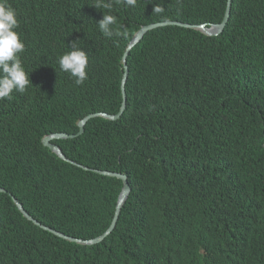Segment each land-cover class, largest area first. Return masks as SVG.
Returning a JSON list of instances; mask_svg holds the SVG:
<instances>
[{
    "label": "trees",
    "instance_id": "trees-1",
    "mask_svg": "<svg viewBox=\"0 0 264 264\" xmlns=\"http://www.w3.org/2000/svg\"><path fill=\"white\" fill-rule=\"evenodd\" d=\"M8 3L32 86L0 100V187L42 223L95 238L112 223L123 181L64 161L43 138L77 133L90 113L120 111L124 54L144 25L221 23L229 0H113L111 10L94 0ZM104 12L126 36L103 35ZM74 42L89 58L83 85L57 63ZM127 64L122 117L92 118L82 135L57 141L81 164L129 175L116 229L96 245L72 242L0 193V264H264V0H232L219 35L175 24L150 30ZM182 129L196 134L179 137ZM165 155L201 162L179 177L188 159Z\"/></svg>",
    "mask_w": 264,
    "mask_h": 264
},
{
    "label": "clouds",
    "instance_id": "clouds-1",
    "mask_svg": "<svg viewBox=\"0 0 264 264\" xmlns=\"http://www.w3.org/2000/svg\"><path fill=\"white\" fill-rule=\"evenodd\" d=\"M115 3H117V4L122 3L125 7H135L137 5V0H115ZM93 6L96 7L97 9H101V10L102 9L111 10L113 8V0H94ZM163 10L164 9H163V7L160 4H154V12L153 13L161 14L163 12ZM116 24H117L116 16H114L112 14H105V12H104L103 18L97 23V25L99 27V30L107 38H111L113 36H117V37L126 36L127 35L126 32H121L120 30H118V29H116L114 27ZM216 24H219V23H216ZM148 25H150V24H148ZM144 26H146V25H144ZM18 27H19V22H18V19H17V13H16L15 9L13 7H11V5L8 3V0H0V100H2V99H11L12 98V93H13L14 90L16 92H19V93H24V92L27 91V89L29 87L32 86V82H31V80L29 78L30 72L26 70L25 66L23 65L22 59H21V54L25 50V44L21 40L20 34L16 31V29ZM217 35H219V34H217ZM210 36H214V35H210ZM57 63H58V66H59V70L61 72L69 74L70 77L74 80L76 85H83L85 83V81L88 79V73L86 71V68H87L88 63H89V58H88V55L86 54L85 51H83V50H81L80 48L77 47L76 42H74L71 45V50L70 51H67V52L63 53L62 55L58 56ZM124 63H125V61H124ZM124 73H125V71H124ZM129 73H130V69H129ZM128 78H129V76H128ZM126 86H127V84H126ZM126 98H127V88H126ZM123 99H124V95H123ZM122 107H123V103H122V106L120 108V111L118 113L112 114V115L120 114V112L122 110ZM126 107H127V99H126ZM126 107H125L124 111L122 112V114L120 115L119 118H117V119L107 118V119H111V120L120 119L122 117V115L124 114V112L126 110ZM96 113H98V112H96ZM105 113H108V112H105ZM109 114H111V113H109ZM96 117H104V116H96ZM96 117H94V118H96ZM104 118H106V117H104ZM82 119H80V120H82ZM80 120H79V122H80ZM79 122H78V125H79ZM79 128H80V126H79ZM85 129H86V127H85ZM189 132L191 133L192 136H194L196 134L195 131L192 130V129H182L181 135L179 137H182L183 134H186V133H189ZM56 133H62V132H56ZM63 133L67 134L69 137L53 139L52 143H55V144L59 145L57 143L58 140L72 139V134H75V133H68V132H63ZM52 134H54V133H52ZM49 135H51V134H49ZM47 136L48 135H46L43 138V140H42V142H43V144L45 146H47L45 144V142H44L45 138ZM78 136H80V135H77L74 138H76ZM47 147L51 150L52 153L57 154L56 152L52 151V149L49 146H47ZM260 147L262 149H264V137H263L262 141L260 142ZM61 149L63 150L62 147H61ZM63 152H64V150H63ZM64 154L67 156V154L65 152H64ZM161 159L162 160H168L172 164H174V163L185 164V162H186V160L188 158H186V157L172 158V157H170L168 155H165V156H161ZM194 162L195 163L201 162V159L199 158V156H193L190 159H188V161H187L188 167H186V170L183 171L178 176L179 177H183V176H187V175H190V174H194V172L189 169V165L193 164ZM74 165H77V164H74ZM87 167H89V166H87ZM81 168H83V167H81ZM89 168H91V167H89ZM91 169H97V168H91ZM91 169L88 170V171H92ZM164 169L166 171L167 166H165ZM100 170H103V169H100ZM106 171H111V170H106ZM112 172L119 173V174H125L129 178V175L126 174V173L116 172V171H112ZM164 173L166 175H168L166 172H164ZM101 175H103V174H101ZM104 176H108V175H104ZM109 177H115V176H109ZM116 178H118V177H116ZM0 188H2L4 190V192H0V193H8L9 196L12 198L13 205L10 206V207L13 208V207L16 206L19 209V211L24 215V217H26L28 220H30L24 214V212L21 211V209L18 206V205L21 204L24 207V209L28 212V210L23 205V202H21L20 199L17 196H15L12 192H9L6 188H4V187H0ZM123 208H122V210H123ZM116 209H117V206H116ZM29 214L34 219H36L31 213H29ZM115 214H116V210H115ZM114 218H115V215H114ZM114 218H113V220H114ZM118 219H120V216H119ZM36 220H38V219H36ZM113 220H112V222H113ZM30 221H32V220H30ZM44 225L49 227V228H51V229H53V230L59 231V230H57V229H55V228H53V227H51L49 225H46V224H44ZM117 225H118V222H117ZM39 227H41V226H39ZM41 228H43V227H41ZM43 229H45V228H43ZM45 230H47V229H45ZM47 231H50V230H47ZM50 232H52V231H50ZM60 232H62V231H60ZM105 232H103V233H105ZM52 233H54V232H52ZM70 236H72V235H70ZM91 239H93V238H91ZM83 245H85V244H83ZM94 245H96V244H94Z\"/></svg>",
    "mask_w": 264,
    "mask_h": 264
},
{
    "label": "water",
    "instance_id": "water-1",
    "mask_svg": "<svg viewBox=\"0 0 264 264\" xmlns=\"http://www.w3.org/2000/svg\"><path fill=\"white\" fill-rule=\"evenodd\" d=\"M231 5H232V0H229L228 3V8L225 14V17L223 19V21L219 24H212L211 26H208L207 24H202V25H194V24H187V23H180L177 21H164V22H158V23H153L150 25H146L143 26L133 37V39L131 40V42L129 43L126 52L124 54V61H125V73L123 76V81H122V89H123V95H124V99H123V107L122 110L120 112V114L118 115H112L109 113H105V112H98V113H91L88 116H86L85 118H83L82 120H80L79 122V126H80V130L78 133L72 134V138H74L77 135H81L84 131H85V125L88 123L89 120H91L92 118L96 117V116H104L106 118H111V119H117L120 117V115L122 114V112L124 111L125 107H126V84H127V80H128V76H129V67L127 64V58L128 55L130 53V51L132 50V48H134L145 36L146 33H148L150 30L155 29L157 27H161V26H167V25H181L187 28H194V29H198L201 30L202 32H204L207 35H217L220 34L221 32H223V30L225 29L227 22L230 18L231 15ZM69 137L67 134L65 133H54L51 135H48L45 138V144L47 146H49L52 151L56 152L62 159H64V161L70 162L72 164H77L80 167H83L86 170H90L91 168L80 164L72 159H70L68 156H66L63 152V150L61 149V147L55 143H52L53 139H59V138H66ZM92 171L99 173V174H103V175H108V176H115L118 177L119 179H121L123 181V187H122V191L119 195V199H118V203H117V209H116V214H115V218L113 220V222L111 223L110 227L107 229V231L105 233H103L102 235L93 238V239H82V238H78V237H74V236H70L68 234H65L63 232L60 231H56L53 230L47 226H45L42 222H40L39 220L34 219L25 209L24 207L20 204L18 205L19 208L21 209V211L24 212V214L30 219L32 220L34 223H36L37 225L50 230L52 232H54L56 235L63 237L66 240L72 241V242H77V243H81V244H85V245H94V244H98L100 242H103L116 228L117 226V222H118V218L121 214L122 208L124 207V205L126 204L131 191H132V186L129 182V178L127 175L125 174H119V173H114L112 171H106V170H100V169H91ZM0 192H4V190L2 188H0Z\"/></svg>",
    "mask_w": 264,
    "mask_h": 264
},
{
    "label": "bare ground",
    "instance_id": "bare-ground-1",
    "mask_svg": "<svg viewBox=\"0 0 264 264\" xmlns=\"http://www.w3.org/2000/svg\"><path fill=\"white\" fill-rule=\"evenodd\" d=\"M147 25V24H146Z\"/></svg>",
    "mask_w": 264,
    "mask_h": 264
}]
</instances>
